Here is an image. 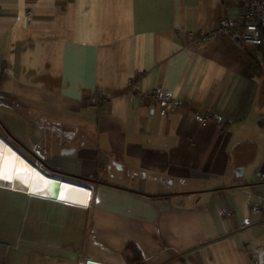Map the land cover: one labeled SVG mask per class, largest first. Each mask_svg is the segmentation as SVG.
Returning a JSON list of instances; mask_svg holds the SVG:
<instances>
[{
  "label": "crops",
  "instance_id": "0c3cea01",
  "mask_svg": "<svg viewBox=\"0 0 264 264\" xmlns=\"http://www.w3.org/2000/svg\"><path fill=\"white\" fill-rule=\"evenodd\" d=\"M238 2L0 0V105L30 130L1 123L0 138L92 192L83 206L8 190L26 208L6 213L0 264H264V67L235 36L191 35L233 23ZM156 86L181 106L161 114Z\"/></svg>",
  "mask_w": 264,
  "mask_h": 264
},
{
  "label": "built area",
  "instance_id": "2783aa9c",
  "mask_svg": "<svg viewBox=\"0 0 264 264\" xmlns=\"http://www.w3.org/2000/svg\"><path fill=\"white\" fill-rule=\"evenodd\" d=\"M238 13L233 23H229L227 18L221 19L216 30L206 33H199L197 35L191 34L195 37V42L200 43L203 40L209 39L215 32H224L228 35L235 36L242 42L243 45L258 46L264 43V0H238ZM156 99L157 104L160 106L161 114H168L173 109L178 108L182 104L179 96H176L171 91L154 87L150 93ZM91 105L98 108L107 107L110 105V98L107 95H95L90 101ZM196 121L200 125H205L207 121L220 122L221 117L217 113L209 111L200 112L199 110L193 111ZM258 177L264 179V172H258ZM250 211L258 214L262 212V208L258 205L250 206ZM221 216L230 217L232 210L224 207L219 211Z\"/></svg>",
  "mask_w": 264,
  "mask_h": 264
},
{
  "label": "bare ground",
  "instance_id": "6f19581e",
  "mask_svg": "<svg viewBox=\"0 0 264 264\" xmlns=\"http://www.w3.org/2000/svg\"><path fill=\"white\" fill-rule=\"evenodd\" d=\"M9 152L12 154V156L15 157L16 171L21 173H28L27 183H25L23 179L17 178H13L11 180L0 179V188L14 192H20L30 197L51 200L49 198L52 194L51 182L53 179H59L60 188L56 199L70 204L83 206L88 204L90 200L89 192L85 191L81 186H79L81 183H74L72 182L73 180L65 181L64 179L56 175L52 176L43 172L41 169H39L38 166L33 165L25 157H23L9 143L0 138V153H4L5 155H7ZM0 163H3V161H0ZM21 164L23 165V167H21ZM61 197L65 198L62 199Z\"/></svg>",
  "mask_w": 264,
  "mask_h": 264
},
{
  "label": "rangeland",
  "instance_id": "374dc122",
  "mask_svg": "<svg viewBox=\"0 0 264 264\" xmlns=\"http://www.w3.org/2000/svg\"><path fill=\"white\" fill-rule=\"evenodd\" d=\"M27 118L28 116L26 115V113L22 111H17L16 109L11 108L9 106L5 107L3 105H0V124L2 123L8 129V131L9 130L15 131V133H19V131H22L25 127L22 126L21 123ZM25 126H26L25 128L26 132L29 133L30 132L29 125L25 123ZM32 151H34V149H32ZM89 192L92 194L91 190H89ZM252 205H255V204L253 203L248 206H252ZM25 208H26L25 197H21L20 194H16V193L15 194L8 193V190L0 188V227L3 221H6V213H13V214L23 213ZM232 214H233V211H232ZM10 223L11 224L8 227L9 230H12V228H15V229L20 228V224L16 222V219L13 216H10Z\"/></svg>",
  "mask_w": 264,
  "mask_h": 264
},
{
  "label": "snow or ice",
  "instance_id": "6c2138e0",
  "mask_svg": "<svg viewBox=\"0 0 264 264\" xmlns=\"http://www.w3.org/2000/svg\"><path fill=\"white\" fill-rule=\"evenodd\" d=\"M0 161H3V163H0V179L11 180L13 178H17L23 179L25 183H27L28 173H21L16 171L15 157L12 156L10 152L7 155H5L4 153H0ZM21 167H23L22 164ZM61 198L64 199L65 197Z\"/></svg>",
  "mask_w": 264,
  "mask_h": 264
},
{
  "label": "trees",
  "instance_id": "16d2710c",
  "mask_svg": "<svg viewBox=\"0 0 264 264\" xmlns=\"http://www.w3.org/2000/svg\"><path fill=\"white\" fill-rule=\"evenodd\" d=\"M252 47V51L250 53L251 58H252V64H251V68H259V67H264V43L258 46H251ZM260 74V70L259 73ZM126 255L129 252V255H131L132 258H134V253H137V250L135 249L134 245L131 243H127L126 244ZM128 257V255H127Z\"/></svg>",
  "mask_w": 264,
  "mask_h": 264
},
{
  "label": "water",
  "instance_id": "95a60500",
  "mask_svg": "<svg viewBox=\"0 0 264 264\" xmlns=\"http://www.w3.org/2000/svg\"><path fill=\"white\" fill-rule=\"evenodd\" d=\"M235 40L239 41V39L237 37H235ZM28 151H30V150H28ZM32 152L35 154L34 151H32ZM234 171H235L236 174H239V173H241V168H236ZM54 177H56V176H54ZM65 181H71V180H65ZM72 182L77 183L76 181H72ZM59 188H60V180L59 179H53L52 182H51V192H52V194H51V196L49 198L51 200H55V201L57 200L59 202H63L62 200L56 199L57 194L59 192ZM80 264H104V263H100V262H97V261H94V260H86L85 262H81Z\"/></svg>",
  "mask_w": 264,
  "mask_h": 264
},
{
  "label": "clouds",
  "instance_id": "9594fccd",
  "mask_svg": "<svg viewBox=\"0 0 264 264\" xmlns=\"http://www.w3.org/2000/svg\"><path fill=\"white\" fill-rule=\"evenodd\" d=\"M55 202V201H54Z\"/></svg>",
  "mask_w": 264,
  "mask_h": 264
}]
</instances>
